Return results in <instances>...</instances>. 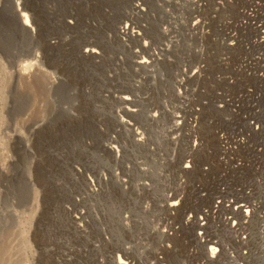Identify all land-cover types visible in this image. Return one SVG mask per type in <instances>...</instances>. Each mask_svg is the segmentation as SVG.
Segmentation results:
<instances>
[{"label": "rangeland", "instance_id": "obj_1", "mask_svg": "<svg viewBox=\"0 0 264 264\" xmlns=\"http://www.w3.org/2000/svg\"><path fill=\"white\" fill-rule=\"evenodd\" d=\"M34 1L35 13L39 10L53 27L56 19L70 12L83 17L101 15L103 19L107 10V16L113 18L108 20H125L130 17L128 6L133 0ZM148 3L149 13L136 16L135 21L145 27L159 61L150 69H134L129 48L108 41L101 65L73 69L59 81L56 100L67 107L76 104L77 115L65 111L51 115L49 109L47 126L35 136L26 134L32 139V153L24 151V137L16 148L10 145L11 135L5 133H26V113L33 109L34 97L24 82L13 80L0 54V162L13 161L6 169L11 174L0 175V264H98L92 245L98 229L93 226L88 229L92 240L59 224L52 236L42 237L48 223L36 202L42 183L34 177L42 166L37 167L34 160L43 156L45 145L53 150L51 155L59 152L53 157L58 159L55 164L87 163L90 169L111 172L116 166L112 153L85 152L83 146L85 139L109 144L111 135L126 144L122 163L131 168L123 171L121 167V174L147 183L149 189L141 186L123 193L110 186L93 203L107 229V249L120 243L131 247L136 264H264V0ZM197 20L200 29L193 24ZM163 28L169 36L163 35ZM0 40L8 54L19 60L26 57L33 43L18 18L8 14L0 16ZM183 70L189 76L179 89L176 80L181 79ZM84 85L90 87L89 95L70 94ZM102 90L107 98L98 94ZM123 92L137 96L139 112L126 118L144 132V144L131 146L130 133L115 132L119 108L113 94ZM152 108L159 111L157 121L149 116ZM176 114L184 120L174 133ZM251 124L259 128L253 130ZM238 151L245 163L234 160ZM187 163L190 166L184 169ZM57 175L68 174L59 171ZM235 186L241 190L236 192ZM247 189L251 190L248 194ZM167 195L182 200L177 210L167 209ZM239 204L248 206V219L235 210ZM214 205L218 207L212 209ZM89 216L92 221L90 212ZM126 216L127 225L121 220ZM224 218H232L238 225L232 228ZM51 221L56 223L55 218ZM31 232L38 244L32 241ZM29 240L36 249L29 246ZM208 242L222 249L220 257H206ZM104 248L105 244L103 252Z\"/></svg>", "mask_w": 264, "mask_h": 264}, {"label": "bare ground", "instance_id": "obj_2", "mask_svg": "<svg viewBox=\"0 0 264 264\" xmlns=\"http://www.w3.org/2000/svg\"><path fill=\"white\" fill-rule=\"evenodd\" d=\"M150 1L155 3L169 2V0H133L131 1L130 6H128L130 11L129 18L125 20L114 19L110 21L108 18L110 19L112 16H107L106 13L108 11L105 10L106 13L104 17H106V23H103L105 18L103 17L102 19L101 15L96 14L97 16L95 17H90L88 15L83 17L81 12L79 13L82 15L70 12L67 17H61L60 15L61 18L56 19L54 21L55 25L51 27L50 22H48L47 19L42 18L43 15L41 17L40 14L42 13H40L39 10V14L35 13L37 10L34 6H37V4L34 0H0V16L8 14L10 16L13 15L17 17L18 22L24 27L33 40L30 52L24 59L21 60L8 54V52L4 49L3 41L0 40V54H2L9 66L13 80L16 83L24 82L27 92H32L34 97L33 109L28 110L26 113V133L5 132L6 134L11 135L9 138L11 146L20 148L17 143H19L21 137H24L25 141L23 149L27 153H32V139L29 140L26 137V134L33 136L40 128L45 125L47 126L46 117L49 109H51V115H56L60 112L64 114L63 111L68 113L70 116L77 115L76 104H71L67 107L64 103H60L56 100L55 93L57 92V88L60 84L59 81L66 75V73H69L73 69H82L90 64L101 65V62H103L107 56L108 41L113 42L114 40L129 48V51L132 54L131 66L134 69H150L155 66V64L159 61L157 48L153 46L152 42L149 44V40H147V36L145 34V27H142L140 23L138 24V22L135 21L136 16L149 13L150 8L146 6ZM73 3L74 2H72V4ZM41 8L42 7L39 5L38 9L43 12ZM56 16L58 15L56 14ZM195 23V29H200L198 20L196 22L194 21L193 24ZM260 28L261 30L263 29V27ZM261 32L264 35V31ZM163 35L169 36L166 28H163ZM262 38L264 37L262 36ZM165 46L169 47V45ZM162 50L164 49H161V51ZM262 71H264V65H262ZM182 74L183 76L181 79L179 78L176 80V88L179 89L184 85V82L186 81L185 79L189 76L187 74V70H183ZM193 74L197 75L196 73ZM80 88L81 89L79 90L76 88V90L73 89L70 94L73 96L79 91V93L84 96L91 93L88 85L81 86ZM98 94L102 98H107L105 90H102L101 92L99 91ZM113 97L117 100L119 108L115 112V117L118 123L116 127H114L115 132L119 134L123 132H125V134L130 133L128 139L131 141V146L133 144L146 143L147 140L144 136V132L139 130L136 123H132L128 118H126L128 115L134 116L138 114L137 96L128 92H123L121 94H113ZM7 112L10 113L9 110H7ZM158 113L159 111H157V109L155 110V108H152L149 116L152 120L157 121L159 117ZM173 118L175 120L173 119L174 126L172 127V131H174V133L179 132L180 125L182 124L184 118L179 115ZM102 124L99 126L100 131L102 130ZM251 126L253 130H257V128H259V126L255 124H251ZM110 137L111 142L109 144L102 143L101 139V142L98 143L97 141L94 144L89 139H85L83 146L85 148V152L86 149H96L101 154H104L107 151L112 153L114 155L116 166L119 165V163L120 165L118 167L115 166L114 170L111 172L90 169L87 163H82L79 166L76 164H68L67 166L59 163L55 164L53 163L54 159L56 161L58 159H56L57 157H53L56 156L55 154L58 155L59 152L52 153V156V149L50 150V148L45 145L42 146L41 155L43 156L39 158L35 156L37 160H34V164L37 163V167L42 166V170L38 171V175L35 174L34 177L35 182L42 183L41 194L38 196L36 202H38V205H41L40 211H44V219L47 221L46 223H48L42 237L46 239L47 237L52 236V231L58 224L60 227L66 226L67 228L72 229L77 235H83V237L84 235L89 234L88 229L90 226H93L98 229L96 232L97 236L95 237V240L92 241V245L96 249L95 253L97 254H95L96 256L94 259L95 261L97 260L98 264H136L134 258L131 256V252L133 250L131 247L121 245L120 243L116 245V247L112 246V249H107L110 247L108 246L109 238L107 237V229L103 226L102 219L99 215L100 213L98 214L97 211H94L93 203L105 194L107 192V188L110 186L123 193L136 191L135 189L138 190L141 186L149 189V185L147 183L143 182L140 184V181H132L130 178L126 179L123 176L124 174H121V167L124 169L123 171H128L131 168L130 165L122 163L126 144L125 141L123 143L120 142L116 136L111 135ZM51 158L53 159L51 160ZM45 159H48V162L45 161ZM12 162V160H6L4 163L0 162V175L11 174L10 172H6V169L7 166L12 164ZM189 166L190 164L187 163L183 167L184 169H187ZM59 171H65L68 175H65L64 177L57 175L55 177L54 174H57ZM67 199L68 201H66ZM181 201L182 200H180L179 197L177 198L172 195H167V200L165 202L166 207L169 211L177 210ZM87 206L90 207L88 208ZM216 207L218 206L214 205L212 209H215ZM247 207L248 206L246 205L239 204L235 208V210L241 214L242 219H248L250 217V210ZM212 209L205 211L204 213H211L213 211ZM89 212L93 216L92 221L89 219ZM51 217L55 218L56 223L53 221L50 223ZM121 220L122 223L126 225L128 224V217L126 220L125 218H122ZM189 221H191L190 218L186 219V223ZM224 221L230 224L232 228H235L238 225L236 222L232 223V218H224ZM198 224L200 225V228L203 227L201 219H198ZM163 233L165 236L169 235L168 231L163 230ZM29 235L32 238V241L35 244H38L35 233L31 232ZM93 238L90 237V240ZM241 239L245 241L243 236ZM199 240L203 243L202 235L199 236ZM34 243H29V246L32 249H36ZM103 244L106 246V248H104V252L102 250ZM204 252L206 257L211 260L222 255V249H219L217 244L214 242H208L205 245ZM63 255L65 256V252H63Z\"/></svg>", "mask_w": 264, "mask_h": 264}, {"label": "built area", "instance_id": "obj_3", "mask_svg": "<svg viewBox=\"0 0 264 264\" xmlns=\"http://www.w3.org/2000/svg\"><path fill=\"white\" fill-rule=\"evenodd\" d=\"M262 149V148H261ZM235 161H237V162H244L245 163V161H244V159L240 156V154H239V151H238V154H237V156H235V159H234ZM250 163V162H249ZM246 164H248L247 162H246ZM224 174H227L228 172H223ZM223 176H225V175H223ZM235 190L237 189V191L236 192H239L240 190H241V187L240 186H235V188H234ZM251 192V190H249V189H247L246 190V194H248V193H250ZM201 194H204L203 192L201 193ZM201 197H202V195H201ZM245 237H246V235H244Z\"/></svg>", "mask_w": 264, "mask_h": 264}]
</instances>
